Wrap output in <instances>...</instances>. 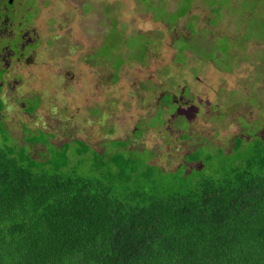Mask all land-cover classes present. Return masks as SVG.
Instances as JSON below:
<instances>
[{"label":"trees","instance_id":"16d2710c","mask_svg":"<svg viewBox=\"0 0 264 264\" xmlns=\"http://www.w3.org/2000/svg\"><path fill=\"white\" fill-rule=\"evenodd\" d=\"M206 1L216 15L224 7ZM254 1L253 11L264 9ZM180 2L169 23L192 17V32L177 40L178 56L191 49L231 71L228 44L218 49L206 30L200 40L192 0L183 10ZM164 104V113L177 106L172 96ZM28 130L21 142L0 124V264H264V136L245 129L228 150L201 149L211 145L201 137L179 166L166 168L132 138H105L98 149Z\"/></svg>","mask_w":264,"mask_h":264},{"label":"rangeland","instance_id":"374dc122","mask_svg":"<svg viewBox=\"0 0 264 264\" xmlns=\"http://www.w3.org/2000/svg\"><path fill=\"white\" fill-rule=\"evenodd\" d=\"M145 1L69 0L73 4L70 7L66 0H24L19 5L26 15L24 19L41 7L43 13L36 23L44 28V39L54 32L58 36L52 46L40 45V66L28 65L24 72L20 70L23 74L17 94L45 88L54 92L36 122L56 133V143L81 139L100 149L102 139L132 138L136 145L155 150L151 162L166 168L179 166L185 153L200 145L197 139L201 137L211 143L201 145V149H230L235 136L247 135L245 129L250 132L260 125L259 120H264V9L258 6L253 11L254 0H222L224 7L220 10L217 6L216 15L206 0H192L190 14L199 15L193 19L199 39L205 40L202 30H206V39L217 36L216 47L222 49L227 43L229 58L234 56L232 70L225 71L191 49L184 51L187 59L178 56L177 40L188 38L192 32L187 28L192 17L182 16L174 26L170 24L178 0H152L158 4L155 11ZM181 2L178 8L183 10L187 0ZM105 5L110 13L107 27ZM85 10L89 13H83ZM54 18L56 24L50 26ZM96 49L108 61L106 65L95 56L89 60ZM48 60H54V73L60 71L59 82L51 76ZM66 68L72 70V81L66 77ZM32 70L40 75L37 79L29 76ZM48 83H57L59 92L58 87L51 89ZM165 91L175 93L176 98L184 94L185 108L191 103L201 107L196 110L191 106L193 113L188 121L183 113L170 115L176 110L174 104H169V113H164L157 107L161 102L166 108ZM170 97L169 93L165 96L167 103ZM200 97L212 106L199 103ZM16 106L9 109L8 126L13 137L22 142L24 127L36 126L20 117ZM245 123L252 126L247 128ZM0 124L3 126V122ZM110 125L114 127L112 133ZM24 133L28 135L29 130L24 129ZM183 133L191 135L183 138ZM134 143H130L132 147Z\"/></svg>","mask_w":264,"mask_h":264},{"label":"flooded vegetation","instance_id":"af4514ba","mask_svg":"<svg viewBox=\"0 0 264 264\" xmlns=\"http://www.w3.org/2000/svg\"><path fill=\"white\" fill-rule=\"evenodd\" d=\"M66 1L68 2L69 0ZM21 3L23 4L24 0H20V2L19 0H0V122H3V128L6 130V132L12 134V131L8 126L9 124L8 121L10 118L9 109L12 107V105L17 104L16 106L17 112L20 115V117H24L34 122L36 126L34 128L25 126L24 129L29 128L34 131L35 130L44 131L45 133L49 134L48 139L50 138V143H56L55 141H53L54 138H56L57 136L56 133L52 131L44 130V127L38 126L37 125L38 123L36 122L41 115V112L39 111L41 110V108L45 106V103L47 101L51 100V98L54 96L53 94L54 92L47 90V88H45L44 91L37 89L21 95H18L17 92L19 87L21 86L22 74L26 70V67L28 65L38 66L37 64H39L40 66V61L38 58L39 55L38 50L40 45L45 44V47L47 48L52 46L55 40H57L58 33L54 32L53 35L46 36V38L44 39V34H43L44 28L42 26L41 28H39V25L36 23V20L40 19L39 17L40 15H42L43 10L40 11L41 7H38L35 10V12L32 13L30 18L24 19L26 18V15L23 14L21 10H19V5ZM68 3L70 7H73V4H70V2ZM44 7H45V3L43 4V9ZM95 8L96 7L94 6L93 10ZM103 11L105 17V27H107V23L109 20V9L107 5L103 7ZM84 12L86 14L89 13L86 10L83 11V13ZM30 13L31 12H29L28 14ZM103 18L101 19V24L103 23ZM33 20L34 23L33 24L30 23V21ZM53 24L54 25L56 24V18H54V21H51V23H49L50 26ZM99 44L100 42L98 39V46ZM84 56L85 54H83V59ZM93 56L103 60L102 55L97 54V49L90 53L89 55L90 61L93 60L92 59ZM46 62H47L46 65L50 66L51 68V76L55 77L54 79H57L59 82L60 71L54 73L52 69V64L54 60H48ZM84 62L86 63L85 59ZM103 63L105 65L107 64V62H103ZM121 68H123V64ZM21 69H23V72L20 71ZM28 73L30 74L29 75L30 77L33 76L36 79L40 76L36 71L33 70L32 72H28ZM65 73L67 74L66 77L71 79V81L74 79V76L72 75V70L66 68ZM44 78L45 77H43L42 79ZM47 86H50L51 89L58 87L57 92H59V86L57 83H52V84L48 83ZM185 90H187V87H185ZM164 93H166L163 96L164 101H165V96L169 93L172 96V101L177 104L176 113H171L170 115L176 114V116H180V113H183V117H185L184 119L188 121L187 118H189L190 114L193 113L190 112L192 108L194 107L196 110H199L201 107V105H195L191 103L190 105L187 106L188 108L190 107L191 109L185 108L182 104L184 103L183 102L184 94H181L180 97L178 96V98H176L175 93L166 92V91ZM198 101L203 105L212 106L209 100H203V98L201 97L198 99ZM159 107H161V102ZM45 109H48V107H46ZM98 113L101 114V112ZM259 121H260L259 122L260 125L256 128H253L250 131V133H252L253 135L264 136V126H262L264 120H259ZM42 144L44 145V143ZM185 163L189 166V168H193L195 165H197L200 162L185 161Z\"/></svg>","mask_w":264,"mask_h":264},{"label":"clouds","instance_id":"9594fccd","mask_svg":"<svg viewBox=\"0 0 264 264\" xmlns=\"http://www.w3.org/2000/svg\"><path fill=\"white\" fill-rule=\"evenodd\" d=\"M112 80H114V79H112Z\"/></svg>","mask_w":264,"mask_h":264}]
</instances>
